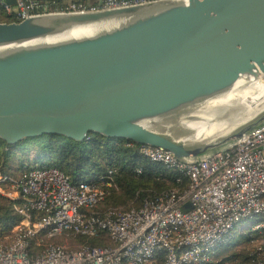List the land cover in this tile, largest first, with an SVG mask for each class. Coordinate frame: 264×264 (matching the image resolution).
<instances>
[{
	"label": "water",
	"instance_id": "obj_1",
	"mask_svg": "<svg viewBox=\"0 0 264 264\" xmlns=\"http://www.w3.org/2000/svg\"><path fill=\"white\" fill-rule=\"evenodd\" d=\"M263 77L264 0H157L0 22V138L96 133L200 159L264 124V97L241 121L242 107L203 118L199 104Z\"/></svg>",
	"mask_w": 264,
	"mask_h": 264
},
{
	"label": "built area",
	"instance_id": "obj_2",
	"mask_svg": "<svg viewBox=\"0 0 264 264\" xmlns=\"http://www.w3.org/2000/svg\"><path fill=\"white\" fill-rule=\"evenodd\" d=\"M157 0H0L15 21L58 11H94ZM141 153L187 177L140 206L95 211L113 187L110 178L71 182L56 167L35 168L17 179L0 172V194L18 200L22 220L0 239V264H239L227 258L241 248L264 264V124L206 157L179 160L166 149L142 145ZM3 186L1 182H6ZM190 203L191 208L184 206ZM107 236L108 244L53 243L69 234ZM261 234L260 236H258ZM240 250V251H241ZM251 253V252H250Z\"/></svg>",
	"mask_w": 264,
	"mask_h": 264
},
{
	"label": "trees",
	"instance_id": "obj_3",
	"mask_svg": "<svg viewBox=\"0 0 264 264\" xmlns=\"http://www.w3.org/2000/svg\"><path fill=\"white\" fill-rule=\"evenodd\" d=\"M63 5L73 0H45ZM85 4H96L99 0H74ZM16 19L0 8V22H12ZM142 145L125 139H112L91 133L84 141L52 134L26 138L17 144L9 145L0 138V172L4 176L17 179L21 174L35 168L56 167L69 176L71 182L98 180L101 176L111 179L113 187L107 196L92 210L101 213L109 208L129 209L140 206L146 200L155 199L171 190H185L190 181L187 177L168 171L163 164L153 162L141 153ZM35 152L31 155L30 152ZM18 160V167L15 161ZM6 182H1L6 186ZM0 194V239L11 233L22 216L14 209L20 202ZM259 234L258 236H260ZM88 237L69 234L71 247L76 244L104 246L108 238ZM64 236L52 239L53 243H64ZM246 247L239 253L229 256L228 260L239 264H253L256 251ZM251 252V253H250ZM252 259V260H251Z\"/></svg>",
	"mask_w": 264,
	"mask_h": 264
},
{
	"label": "bare ground",
	"instance_id": "obj_4",
	"mask_svg": "<svg viewBox=\"0 0 264 264\" xmlns=\"http://www.w3.org/2000/svg\"><path fill=\"white\" fill-rule=\"evenodd\" d=\"M263 87H264V77L259 79H252L247 82H239L236 86H234L231 90L225 92L224 94L218 95L199 104V106L202 108H208V111L204 112V115L202 117L207 118V113L208 114H210L211 112L214 113V111L218 107L223 108L226 105V106H234V108L237 109L240 107L244 108L241 113L242 115L240 116V119H238L239 121H241L242 119L244 120L249 119L260 108V99L264 97V95L260 96L263 93ZM250 94L251 97H249ZM247 97L251 98L250 100L254 101V103L256 104L255 107H249L244 104L245 103L244 101ZM210 107L212 108L211 110L209 109ZM210 117L212 116H209L208 118ZM205 121L208 122L209 120L206 119ZM212 121L213 119L211 118V122ZM235 121L236 119L232 118L230 122H235ZM189 126H191L192 128L198 127L199 132H202L200 130L204 129L203 131H205L207 125L205 122H200V123L191 122ZM202 127L203 129H200ZM210 132L213 131L209 130V133Z\"/></svg>",
	"mask_w": 264,
	"mask_h": 264
},
{
	"label": "rangeland",
	"instance_id": "obj_5",
	"mask_svg": "<svg viewBox=\"0 0 264 264\" xmlns=\"http://www.w3.org/2000/svg\"><path fill=\"white\" fill-rule=\"evenodd\" d=\"M74 1V0H73ZM70 2V1H69ZM172 132L174 133V134H176V135H178V136H180L182 133L184 134V132H185V130H184V128L180 125V124H176L175 126H173L172 127ZM34 151L31 153L30 152V154L31 155H34ZM18 160L17 161H15V164H14V166L15 167H18ZM12 231V230H11ZM63 242L67 245V246H71V242H70V239L69 238H65L64 240H63ZM75 246H77V245H75ZM242 247H244V246H240V248H239V250H237V251H239V252H241L242 250H241V248ZM241 250V251H240ZM239 252H237V253H239Z\"/></svg>",
	"mask_w": 264,
	"mask_h": 264
}]
</instances>
